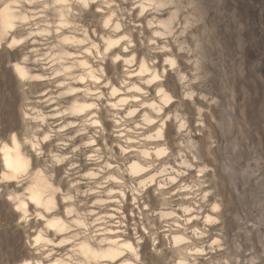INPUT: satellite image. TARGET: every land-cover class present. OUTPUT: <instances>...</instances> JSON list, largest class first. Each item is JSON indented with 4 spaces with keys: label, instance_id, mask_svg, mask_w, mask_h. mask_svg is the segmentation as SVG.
Returning <instances> with one entry per match:
<instances>
[{
    "label": "clouds",
    "instance_id": "1",
    "mask_svg": "<svg viewBox=\"0 0 264 264\" xmlns=\"http://www.w3.org/2000/svg\"><path fill=\"white\" fill-rule=\"evenodd\" d=\"M0 264H264V0H0Z\"/></svg>",
    "mask_w": 264,
    "mask_h": 264
},
{
    "label": "rangeland",
    "instance_id": "2",
    "mask_svg": "<svg viewBox=\"0 0 264 264\" xmlns=\"http://www.w3.org/2000/svg\"><path fill=\"white\" fill-rule=\"evenodd\" d=\"M253 15H254V13H253Z\"/></svg>",
    "mask_w": 264,
    "mask_h": 264
}]
</instances>
